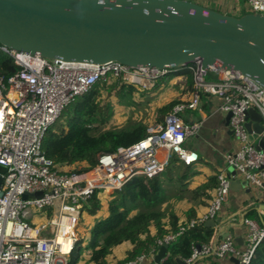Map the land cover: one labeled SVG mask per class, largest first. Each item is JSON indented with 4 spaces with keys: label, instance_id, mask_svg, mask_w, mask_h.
I'll return each instance as SVG.
<instances>
[{
    "label": "built area",
    "instance_id": "obj_1",
    "mask_svg": "<svg viewBox=\"0 0 264 264\" xmlns=\"http://www.w3.org/2000/svg\"><path fill=\"white\" fill-rule=\"evenodd\" d=\"M246 11L264 15V0H248ZM0 49L19 67L7 81L0 77V166L6 168L0 186V264H68L79 239L76 231L83 206L96 191H101L102 199V192L121 189L135 176H157L174 156L187 165L197 163L199 153L185 143L199 134L203 120L185 121L180 113L199 110L203 97L212 104V112L232 113L229 126L235 139L234 149L224 155L215 174L218 185L207 209L184 219L178 231L168 233L148 251L122 264L155 259L162 245L176 241L186 230L216 221L230 195L232 178L246 181L247 187L264 194V149L250 140L246 126L251 109L260 112L264 126V86L254 78L216 66L208 71L200 62L188 65L194 81L189 100L177 104L163 123L149 127L141 139L100 154L90 170L69 172L65 170L69 166H58L42 150L46 133L67 106L99 80L122 78L142 88H153L160 78L181 68L131 67L119 61L102 65L71 62L1 44ZM229 167L236 170L235 176L230 175ZM38 191L42 196H35ZM25 193L28 198L23 197ZM244 226L242 249L231 235L215 244L212 239L201 249L193 245L186 263L195 264L200 257L212 254L218 258L233 256L239 264H250L264 241V225L245 218Z\"/></svg>",
    "mask_w": 264,
    "mask_h": 264
},
{
    "label": "water",
    "instance_id": "obj_2",
    "mask_svg": "<svg viewBox=\"0 0 264 264\" xmlns=\"http://www.w3.org/2000/svg\"><path fill=\"white\" fill-rule=\"evenodd\" d=\"M0 44L49 59L100 65L119 61L131 67L184 68L200 61L208 71L218 64L264 86V15H227L192 0H0ZM246 126L250 140L260 138L257 148L264 149L258 110L248 111ZM229 172L236 175L233 167ZM246 186V181L231 180L232 190ZM236 241L244 242L242 237ZM167 249V244L160 247L156 264ZM177 264L187 263L178 258Z\"/></svg>",
    "mask_w": 264,
    "mask_h": 264
},
{
    "label": "trees",
    "instance_id": "obj_3",
    "mask_svg": "<svg viewBox=\"0 0 264 264\" xmlns=\"http://www.w3.org/2000/svg\"><path fill=\"white\" fill-rule=\"evenodd\" d=\"M18 70L19 67L13 58L0 49V77L7 81ZM177 75H184L188 88L193 89V72L189 66L164 77ZM157 85L156 83L153 88ZM138 92L137 85L122 78L99 80L87 93L70 104L72 109L63 128L59 132L49 133V130L46 133L42 145L43 153L58 166H76L82 163L84 166L76 172L83 173L98 163L100 154L113 152L119 146H126L141 139L147 133V124L129 119L122 126L116 125L115 102L112 100L114 96L117 103L138 108L140 103L135 99ZM180 103V99H175L158 108L159 123H163L165 116ZM5 173L6 168L0 166V174ZM198 174L199 171L193 165H187L174 156L161 174L150 178L133 177L121 189L111 194L108 215L95 221L90 228L86 244L85 240H77L68 264H78L86 251L91 252L87 264H110L107 257L112 249L124 242H131L133 249L124 260L117 263L122 264L148 251L158 239L168 233L178 231L179 216L168 204L170 198L174 195L181 198L183 194L190 192L195 198L205 195L210 199L212 191L218 185L215 175L195 190H189L191 179ZM100 192L96 191L85 202L83 212L95 216L101 211ZM165 204L167 205L164 206ZM186 215L188 219L196 217V209H189ZM247 218H255V210L249 212ZM151 226L157 229L155 235L150 233ZM214 236L215 227L206 223L186 230L168 245L167 253L160 264H177L178 258H190L193 245L210 244ZM250 264H264V241L257 247Z\"/></svg>",
    "mask_w": 264,
    "mask_h": 264
},
{
    "label": "crops",
    "instance_id": "obj_4",
    "mask_svg": "<svg viewBox=\"0 0 264 264\" xmlns=\"http://www.w3.org/2000/svg\"><path fill=\"white\" fill-rule=\"evenodd\" d=\"M195 2L208 7L210 9L219 11L223 14L241 16L243 14L248 13L247 10V2L248 0H194ZM181 69H178L179 71ZM176 72V71H175ZM211 77H213L211 75ZM173 88V93L175 99H180L182 102H185V97L189 100L191 89L188 88L187 78L184 75H177L170 79L168 86ZM186 87L185 97L179 98L177 90L178 87ZM184 92V91H183ZM183 94V93H182ZM170 100V101H172ZM168 101V102H170ZM167 102V103H168ZM217 100H214L216 103ZM165 103V104H167ZM163 104V105H165ZM162 105V106H163ZM134 107V106H133ZM212 104L208 102L206 97H203V103L199 110L190 111L187 110L183 113V118L185 121H193V120H203V126L199 134L195 136L198 139L197 149L195 150L199 153L201 163L195 166V169L199 171V174L194 176L191 179V183L189 186L193 185V188L196 189L205 182L209 180L212 176H215L216 167H219L223 163L224 155L230 151H232L235 147V139L233 134L230 132L231 128L227 125L226 122V113L222 112H212L211 111ZM166 117V116H165ZM253 124L254 120L249 119ZM189 138L186 143L190 140ZM260 138L256 139L254 143L257 145L259 143ZM185 143V144H186ZM187 147V146H186ZM189 148V147H187ZM190 149V148H189ZM196 164V163H195ZM194 165V164H193ZM249 190V191H248ZM102 197V195H101ZM102 201V199H101ZM209 201V200H208ZM208 201L206 204H203L201 208H195L197 215L204 213L207 209ZM255 210V218L261 225H264V194L260 193L258 190L251 189L249 187H243L238 190H232L228 197V200L225 202L223 210L220 216L216 219L215 226V236L213 237V244L227 237V234L233 236L236 240L237 237L244 236V219L247 218L249 212ZM85 215L92 219V223L88 226L90 229L92 225L98 218L106 217L108 215V204L106 205L102 201V209L101 211L95 215L91 216L84 212ZM176 214L179 216V223L184 219H188L187 215L183 216L179 215L176 211ZM90 223V222H89ZM151 235H155L157 233V229L155 226H151L150 228ZM228 235V236H229ZM89 234L85 239V244ZM237 246L239 248H243V244H239L237 241ZM134 245L131 242H124L116 247H114L107 257L110 264H117L119 261L124 260L127 257L129 251L133 249ZM91 257V252L86 251L83 254L81 261L78 264H87ZM197 264H238L233 260V256H226L223 258H218L215 255H205L200 257ZM93 264V263H89ZM141 264H156L155 260L152 258H147Z\"/></svg>",
    "mask_w": 264,
    "mask_h": 264
},
{
    "label": "rangeland",
    "instance_id": "obj_5",
    "mask_svg": "<svg viewBox=\"0 0 264 264\" xmlns=\"http://www.w3.org/2000/svg\"><path fill=\"white\" fill-rule=\"evenodd\" d=\"M172 77H164L162 79H159L157 82L156 88H142L141 86H138L139 92L135 94V99L137 102L140 103L139 107H127L125 105H121L117 103V98L112 97V100L115 102V117L114 122L118 126L124 125L127 120L133 119V120H140L143 121L145 124H147L148 127H152L159 123L158 121V108H160L163 104L167 103L168 101L175 98L173 93V88L168 83ZM185 90L186 87H178L177 93L179 98L185 97ZM184 91V92H183ZM183 93V94H182ZM144 94V95H143ZM187 97L185 99L187 101ZM72 106H67L60 118L51 126L49 133L51 132H59L64 125V122L66 121V117L68 113L71 111ZM183 113H180V117L183 118ZM184 119V118H183ZM48 133V134H49ZM197 143L198 139L195 138V136L191 137V139L185 144V146L189 147L190 149H197ZM174 159V157L171 158V161ZM199 164L204 165L201 163V160L198 162ZM194 164L193 167L197 166V164ZM84 164L80 163L76 166H69L66 167L65 170L72 172L80 170ZM220 167V166H219ZM219 167L214 168L216 171H219ZM177 189H175L176 191ZM189 190H195L193 188V185L189 186ZM113 192H102V201L106 205V202L108 204L111 194ZM179 196V195H177ZM181 196V195H180ZM183 197L177 198L175 195L170 198L169 205L172 206V208L177 211V213L181 216L186 214V212L191 208H201L203 207V202H207L209 199L205 195H201L199 197H193L192 193H186L182 195ZM209 203V201H208ZM165 204L164 206H166ZM208 206V205H207ZM90 222V223H89ZM92 223V219L87 217L85 213L83 212L80 221L78 224V228L76 231V236L82 240H85L87 237V234H89L90 229H88Z\"/></svg>",
    "mask_w": 264,
    "mask_h": 264
},
{
    "label": "bare ground",
    "instance_id": "obj_6",
    "mask_svg": "<svg viewBox=\"0 0 264 264\" xmlns=\"http://www.w3.org/2000/svg\"><path fill=\"white\" fill-rule=\"evenodd\" d=\"M199 62H200V61H199ZM214 66L219 67L218 64H216V65H214ZM10 95L13 96L12 94H10ZM2 114H3V112H2V110L0 109V118L2 117Z\"/></svg>",
    "mask_w": 264,
    "mask_h": 264
}]
</instances>
